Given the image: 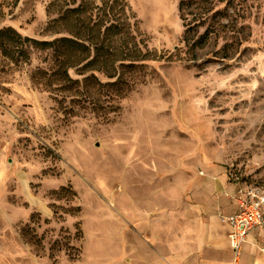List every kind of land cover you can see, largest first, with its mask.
<instances>
[{
    "label": "rangeland",
    "instance_id": "374dc122",
    "mask_svg": "<svg viewBox=\"0 0 264 264\" xmlns=\"http://www.w3.org/2000/svg\"><path fill=\"white\" fill-rule=\"evenodd\" d=\"M180 1L125 0L147 59L114 77L64 83L38 72L48 51L0 49V264H200L169 254L158 213L199 179L264 186V0H202L188 33ZM49 2L0 0V28L50 39ZM254 250L264 264V235Z\"/></svg>",
    "mask_w": 264,
    "mask_h": 264
},
{
    "label": "trees",
    "instance_id": "16d2710c",
    "mask_svg": "<svg viewBox=\"0 0 264 264\" xmlns=\"http://www.w3.org/2000/svg\"><path fill=\"white\" fill-rule=\"evenodd\" d=\"M13 6L19 0H12ZM202 0H181L180 17L185 26V33L201 24L203 12H197L189 18L185 8L195 5L198 9ZM204 1V0H203ZM58 5L57 14L48 20L46 29L50 39H36L22 36L11 26L0 28V49L3 55L27 57V48L46 50L52 60L51 71L39 70L40 75L59 77L64 83L76 82L71 77V69H97L114 77L110 69L118 61H136L147 59V54L139 51L135 44H127L124 37V23L120 13L126 15L125 0H50L48 6ZM208 31L204 34L207 35ZM129 33L126 32V35ZM206 35H202L205 37Z\"/></svg>",
    "mask_w": 264,
    "mask_h": 264
},
{
    "label": "crops",
    "instance_id": "0c3cea01",
    "mask_svg": "<svg viewBox=\"0 0 264 264\" xmlns=\"http://www.w3.org/2000/svg\"><path fill=\"white\" fill-rule=\"evenodd\" d=\"M219 180L221 185L213 183L210 179H199V191L190 194V198L170 200L167 209L161 214L158 213L155 223L166 226V243L171 256L173 254L174 257H192L193 252L200 264H231L228 226L220 221L219 216L236 211V204L230 199L236 188L227 184L224 177ZM229 190L231 191L228 198L223 191ZM189 200H192L193 204ZM260 235H264V226L247 234L238 264L241 259L242 264L252 261L250 258L251 253L255 251V240ZM257 262L259 259L255 260V264Z\"/></svg>",
    "mask_w": 264,
    "mask_h": 264
},
{
    "label": "built area",
    "instance_id": "2783aa9c",
    "mask_svg": "<svg viewBox=\"0 0 264 264\" xmlns=\"http://www.w3.org/2000/svg\"><path fill=\"white\" fill-rule=\"evenodd\" d=\"M231 198L236 204V211L231 214H221L219 219L228 226L232 263L238 264L241 247L247 234L255 228L264 226V186H238Z\"/></svg>",
    "mask_w": 264,
    "mask_h": 264
}]
</instances>
